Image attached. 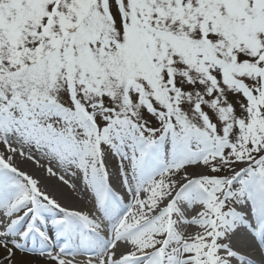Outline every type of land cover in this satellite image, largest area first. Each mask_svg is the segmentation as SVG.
Returning <instances> with one entry per match:
<instances>
[{"label": "snow or ice", "instance_id": "6c2138e0", "mask_svg": "<svg viewBox=\"0 0 264 264\" xmlns=\"http://www.w3.org/2000/svg\"><path fill=\"white\" fill-rule=\"evenodd\" d=\"M0 144V264H264V0H0Z\"/></svg>", "mask_w": 264, "mask_h": 264}, {"label": "bare ground", "instance_id": "6f19581e", "mask_svg": "<svg viewBox=\"0 0 264 264\" xmlns=\"http://www.w3.org/2000/svg\"><path fill=\"white\" fill-rule=\"evenodd\" d=\"M15 160H17V162L19 164L18 167L21 170L29 172V173L32 172L35 175L39 176V178L42 181V184L45 187H47L50 191H52L54 194H57V196L54 194H53V196L63 206L70 207L73 209H77V208L85 209L87 207V205L84 201L79 202L78 205L74 204L75 203L74 202V195H75L74 191H76L77 193L80 194L81 197L86 198V199H87V191L84 190L82 184H80V182L78 180L73 178L70 173H65V171L63 169H58V168L51 166L54 169V171H57V173H59V175L64 174L65 179L69 180L70 183H75L76 184L75 189L70 188L66 185H63L62 182L59 181L58 176L57 177H50L49 174L45 170H41L40 164H38V165L34 164L33 165V163L28 162L26 160H22L19 157H16ZM44 166H50V165H44ZM195 171H198V170L195 169ZM49 194H51V193H49ZM68 203H70L71 205ZM195 230H196L195 226H189L185 229V232L187 234V233H191ZM257 243H258V241H257ZM250 249H252V248H250ZM261 255L262 254H256V252H253V254L251 255V258L254 261L259 262L261 260ZM44 259H49V258H47L46 256L45 257L38 256V255H35L32 253H22V252L16 251L14 264H45ZM41 260H43V262ZM87 261L88 260L86 259L85 262H87ZM52 262L55 263L54 261H52ZM51 263H49V264H51Z\"/></svg>", "mask_w": 264, "mask_h": 264}, {"label": "rangeland", "instance_id": "374dc122", "mask_svg": "<svg viewBox=\"0 0 264 264\" xmlns=\"http://www.w3.org/2000/svg\"><path fill=\"white\" fill-rule=\"evenodd\" d=\"M34 148V149H33ZM26 152H30L34 157H35V159L34 160H27L25 157H20L19 155H17V157H19L20 159H22V160H26V161H28V162H31V163H33V165L34 164H36V165H38L37 163H36V161H39V164L41 165V170H45L46 172H47V167H49V166H44V165H48V161L46 160V158H44V157H39V155L37 154V150H35V147L33 146V147H31V148H29V147H27V146H25V149H24ZM0 151H5V148H4V145L3 144H0ZM15 163H16V165L18 166L19 164H18V162H17V160H15L14 161ZM196 170H198L199 171V169H196ZM29 173V172H28ZM48 173V172H47ZM30 175H32L34 178H36V179H38L39 181H40V186H41V188H43V189H45V190H47L49 193H51L52 195L54 194L52 191H50L47 187H45L43 184H42V181H41V179L39 178V176H37V175H35L34 173H32V172H30L29 173ZM57 176H59V173H58V175ZM75 192V195H74V204H79V202H81V201H83L84 200V198L83 197H81L80 196V194L79 193H77L76 191H74ZM54 195H56L57 196V194H54ZM68 204H70V203H68ZM71 205V204H70ZM45 261V264H49V263H51L52 261L50 260V259H44ZM42 262H43V260H41ZM51 264H55V263H51Z\"/></svg>", "mask_w": 264, "mask_h": 264}]
</instances>
